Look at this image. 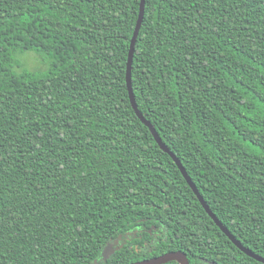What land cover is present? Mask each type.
I'll list each match as a JSON object with an SVG mask.
<instances>
[{
    "label": "trees",
    "instance_id": "1",
    "mask_svg": "<svg viewBox=\"0 0 264 264\" xmlns=\"http://www.w3.org/2000/svg\"><path fill=\"white\" fill-rule=\"evenodd\" d=\"M139 4L0 0V264L176 251L263 264L221 232L131 106ZM25 52L45 69L16 71ZM131 86L210 211L264 258V0H145Z\"/></svg>",
    "mask_w": 264,
    "mask_h": 264
},
{
    "label": "water",
    "instance_id": "2",
    "mask_svg": "<svg viewBox=\"0 0 264 264\" xmlns=\"http://www.w3.org/2000/svg\"><path fill=\"white\" fill-rule=\"evenodd\" d=\"M144 7H145V0H140L139 14H138L136 25H135V28H134V31H133V34H132V38L130 40V46H129L128 56H127L126 85H127V89H128V95H129L131 106H132L133 110L135 111V114L137 115L139 120L149 129V131L151 132L153 138L155 139V141L158 144V146L160 147V149L164 153L168 154L171 157V159L173 160V162L175 163V165L179 169L181 175L185 179L187 185L190 187V189L192 190V192L194 193V195L198 199L200 205L205 210L207 215L212 219V221L217 225V227H219L221 232L242 253H244L248 257H250V258H252V259L264 264V258L263 257H260L259 255H256L255 253L251 252L249 249L243 247L242 244L239 241H237L228 232V230L217 220V218L214 216V214L210 211L209 207L206 205V203L203 200V198L200 196V194L197 191L195 185L193 184V182L191 181L190 177L187 175L185 169L183 168L181 162L162 143V141L159 138V136H158L157 132L155 131V129L152 127V125L147 120H145V118L142 116V114L138 111V109L136 107V103H135V99H134L133 91H132V86H131V65H132V60H133V53H134V47H135L136 39H137L139 30H140L141 25H142L143 17H144ZM114 244L116 245L117 241H115ZM112 253H113V249L111 248L110 245H107L102 251L103 260L106 261L109 258V256L112 255ZM169 262H176L177 264H189L186 255L184 253L180 252V251L169 252V253H166L164 255H160L158 257H154V258H151V259L139 261V262H136V263H133V264H167ZM208 264H211V263H208ZM212 264H216V263L213 262Z\"/></svg>",
    "mask_w": 264,
    "mask_h": 264
},
{
    "label": "rangeland",
    "instance_id": "3",
    "mask_svg": "<svg viewBox=\"0 0 264 264\" xmlns=\"http://www.w3.org/2000/svg\"><path fill=\"white\" fill-rule=\"evenodd\" d=\"M20 65L15 67L16 71H20L23 68L31 71H42L45 69L44 63H42L39 56L34 52H25L24 55L18 56Z\"/></svg>",
    "mask_w": 264,
    "mask_h": 264
},
{
    "label": "flooded vegetation",
    "instance_id": "4",
    "mask_svg": "<svg viewBox=\"0 0 264 264\" xmlns=\"http://www.w3.org/2000/svg\"><path fill=\"white\" fill-rule=\"evenodd\" d=\"M165 254H166V253H165ZM163 255H164V254H163ZM157 257H158V256H157ZM169 263H170V262H169ZM208 263H211V264H212L213 262H211V261L207 262V261H206V263H205V264H208Z\"/></svg>",
    "mask_w": 264,
    "mask_h": 264
}]
</instances>
